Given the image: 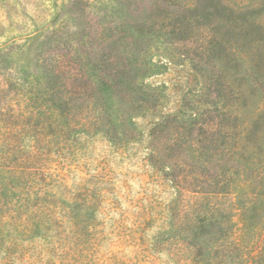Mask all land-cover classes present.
<instances>
[{
  "label": "rangeland",
  "instance_id": "obj_1",
  "mask_svg": "<svg viewBox=\"0 0 264 264\" xmlns=\"http://www.w3.org/2000/svg\"><path fill=\"white\" fill-rule=\"evenodd\" d=\"M242 5L264 13V0H0V186L13 164L53 185L86 182L104 197V264H189L177 247L151 244L183 203L149 154L153 144L166 162L189 164L203 185L235 165L201 137L207 123L221 121L225 100L242 108L241 144L258 138L264 159V112L252 121L264 109V55L251 43L260 29L234 21ZM209 39L229 46L228 55L206 53ZM96 110L108 129L93 120ZM162 112L181 117L152 143ZM238 168L236 194L254 202L249 217L264 227V163ZM212 238L199 244L214 258ZM39 242L1 252L0 264L46 262ZM258 251L249 264L259 263Z\"/></svg>",
  "mask_w": 264,
  "mask_h": 264
},
{
  "label": "trees",
  "instance_id": "obj_2",
  "mask_svg": "<svg viewBox=\"0 0 264 264\" xmlns=\"http://www.w3.org/2000/svg\"><path fill=\"white\" fill-rule=\"evenodd\" d=\"M238 10L234 21L240 30L247 26L260 29L259 36L252 37L251 43L264 55L263 11L243 5ZM205 52L227 56L229 46L209 39ZM225 102L222 100L219 110L221 121L216 126L207 123L201 137L210 143V149L226 155L235 165H228L215 176L205 179V185L199 181L203 176L192 170L189 164L168 163L164 160L166 158L157 156L156 146L151 145L149 155L154 168L168 175L183 203L179 209L178 205L171 209L167 223L159 227L151 244L166 243L177 247L187 256L189 264H249L255 248L259 250L255 255L258 264H264V227L252 223L249 217L254 202H240L234 188L240 173L237 172L238 165L246 168L250 164L262 165L264 159L259 158L258 145L254 143L258 138L251 146H243L240 142L241 135L248 130V126L242 124V108L234 112ZM262 112L264 109L256 108L252 121L262 118ZM179 117L174 112L160 113L159 120L152 123L149 131L152 143L157 139L158 131L169 126L171 118ZM103 118V110H96L93 120L105 130L108 128H105ZM246 151L251 154L242 161ZM178 166L181 174L176 171ZM9 169L5 177L8 181L1 185L2 188L0 186V199H4L0 203V254L7 253L12 246L20 250L24 241L34 244L39 239V257L44 251L49 254L48 260L41 264H104L97 254L100 239L97 235L98 216L104 202L102 192L96 187H88L86 182L77 186L62 182L55 185L45 183L42 181L49 178L46 174L41 176L38 172L19 170L15 164ZM215 227L217 233L213 230ZM242 232H250L253 240L242 237ZM205 235H213L211 243L218 252L214 258L201 252L199 243ZM114 264L126 263L116 260Z\"/></svg>",
  "mask_w": 264,
  "mask_h": 264
}]
</instances>
